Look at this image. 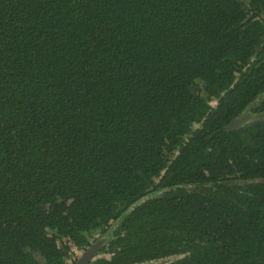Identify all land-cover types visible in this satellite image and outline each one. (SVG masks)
I'll return each mask as SVG.
<instances>
[{
  "label": "trees",
  "instance_id": "obj_1",
  "mask_svg": "<svg viewBox=\"0 0 264 264\" xmlns=\"http://www.w3.org/2000/svg\"><path fill=\"white\" fill-rule=\"evenodd\" d=\"M97 241L264 264V0H0V264Z\"/></svg>",
  "mask_w": 264,
  "mask_h": 264
},
{
  "label": "water",
  "instance_id": "obj_2",
  "mask_svg": "<svg viewBox=\"0 0 264 264\" xmlns=\"http://www.w3.org/2000/svg\"><path fill=\"white\" fill-rule=\"evenodd\" d=\"M251 116L249 113H245L242 117L234 119L231 123H229L226 127L228 131H233L250 120ZM102 245V241H97L87 251L78 258V260L74 264H89L93 261Z\"/></svg>",
  "mask_w": 264,
  "mask_h": 264
}]
</instances>
